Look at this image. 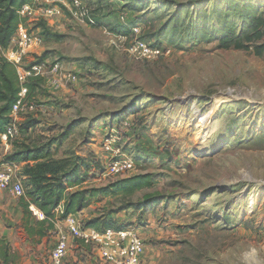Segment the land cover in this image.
I'll list each match as a JSON object with an SVG mask.
<instances>
[{"label":"rangeland","instance_id":"rangeland-1","mask_svg":"<svg viewBox=\"0 0 264 264\" xmlns=\"http://www.w3.org/2000/svg\"><path fill=\"white\" fill-rule=\"evenodd\" d=\"M82 1L102 24L75 16L70 0H39L63 12L26 17L43 42L25 66L49 64L29 98L35 108L18 114L8 153L39 149L79 163L84 181L68 190L150 174V187L95 195L77 214L98 218V228L138 227L143 264H264V0ZM137 39L161 54L133 53ZM55 63L77 80L51 73ZM120 119L129 128L120 130ZM121 131L136 166L113 177L104 143ZM26 166L24 194L0 193V239L9 246L0 264H49L59 236L25 228ZM38 220L32 213L31 224ZM85 247L73 243L66 260L79 264Z\"/></svg>","mask_w":264,"mask_h":264},{"label":"built area","instance_id":"built-area-1","mask_svg":"<svg viewBox=\"0 0 264 264\" xmlns=\"http://www.w3.org/2000/svg\"><path fill=\"white\" fill-rule=\"evenodd\" d=\"M25 4L19 13L23 17L35 11L44 17H49L63 12V8L57 6H42L41 3ZM41 5V6H40ZM75 16L95 23V17L90 13V8L82 0H70L65 4ZM43 42L41 35L29 30L25 24H21L13 37L9 48L0 46V54L16 65L20 80L24 83L30 76L44 75L49 62L35 61L29 67L25 66L27 55ZM131 51L142 57H153L161 54V50L146 41L137 39L131 45ZM51 73L60 74L69 81H76L77 74L63 72L60 63L50 66ZM35 104L28 98V89L23 87L19 93V99L13 106L12 121L6 131L1 135L2 143L10 145L11 140L19 133L17 125L18 114L27 109H34ZM130 122L122 120L118 127L120 130L129 128ZM122 131L110 135L104 148L109 153L106 158V171L109 176H124L134 170L136 159L131 155L122 143ZM21 162L0 160V192H8L12 196H21L25 192L23 177L20 174ZM30 209L39 220H44L46 215L36 205L31 204ZM63 212L62 206L57 212ZM66 228L59 232L57 242L52 249L49 264H64L69 254L70 238L80 240L85 246L90 247L98 257L106 264H143L146 242L141 236L139 228L133 225L111 226L103 229L88 227L76 214H70L66 219Z\"/></svg>","mask_w":264,"mask_h":264},{"label":"trees","instance_id":"trees-1","mask_svg":"<svg viewBox=\"0 0 264 264\" xmlns=\"http://www.w3.org/2000/svg\"><path fill=\"white\" fill-rule=\"evenodd\" d=\"M35 2L36 0H0V46L2 48L10 47L19 26L26 22V17L21 16L19 10L25 4H34ZM96 20L99 24L103 23L99 18ZM40 25L50 34L46 21H42ZM116 30L124 31L120 27ZM38 80H42V78L30 76L23 83L16 65L0 54V145L2 143L1 135L12 121L13 106L19 99V93L23 87H26L28 98H30L31 93L38 85ZM115 118L119 119V117ZM5 159L27 162L25 173L29 178L31 188L27 191L29 199L26 200L23 196L22 205L25 213V228L31 236L36 233L44 236L46 229H55L59 220H64L70 214L87 208L91 198L95 195L130 197L135 192L153 184L152 176L146 173L124 176L100 187L68 190L69 187L80 185L84 181L79 173V163L65 160L54 161L48 152L30 148L15 149L7 153ZM31 204L36 205L46 215L44 220H38L35 225L31 224L33 213L30 209ZM60 206L63 209L61 213L57 212V208ZM84 223L88 227L98 228V218L90 219ZM111 226H113L112 223H108L106 227ZM0 251L6 255L9 254V246L3 239H0Z\"/></svg>","mask_w":264,"mask_h":264},{"label":"crops","instance_id":"crops-1","mask_svg":"<svg viewBox=\"0 0 264 264\" xmlns=\"http://www.w3.org/2000/svg\"><path fill=\"white\" fill-rule=\"evenodd\" d=\"M1 146L3 147V149H1ZM0 150H2V151H0V160L1 159H3V158H5V155L8 153V151L9 150H11V144L10 145H6V144H1L0 145ZM0 193H2V192H0ZM76 215L78 214V213H75ZM64 225H65V228H66V221H65V219L64 220H59L57 223H56V226H55V231H56V233L57 234H59V232L61 231V230H63V229H65L64 228ZM73 243L75 244V243H80V244H83L80 240H75L74 238H70V246L72 247V245H73ZM84 245V244H83ZM85 246V245H84ZM70 251V250H69ZM82 252H83V255H82V257H83V259L81 260V261H79V264H106L103 260H101L99 257H98V255L95 253V252H93L92 250H91V248L90 247H85L83 250H82ZM69 255V254H68ZM68 257V256H67ZM71 260H66L65 259V262H64V264H67V263H70V264H74V263H72V262H70ZM76 264V263H75Z\"/></svg>","mask_w":264,"mask_h":264},{"label":"bare ground","instance_id":"bare-ground-1","mask_svg":"<svg viewBox=\"0 0 264 264\" xmlns=\"http://www.w3.org/2000/svg\"><path fill=\"white\" fill-rule=\"evenodd\" d=\"M219 102H222V99H218L216 101V103H219ZM211 116V113L210 114H207V115H202V119H201V125L204 126V127H207L208 124H209V117Z\"/></svg>","mask_w":264,"mask_h":264}]
</instances>
